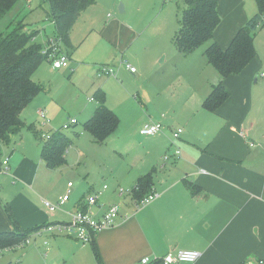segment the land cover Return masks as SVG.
<instances>
[{"label":"crops","instance_id":"crops-1","mask_svg":"<svg viewBox=\"0 0 264 264\" xmlns=\"http://www.w3.org/2000/svg\"><path fill=\"white\" fill-rule=\"evenodd\" d=\"M28 2L17 3L13 18L21 7L29 5ZM217 12L220 21L212 38L221 48H226L237 30L257 12V5L254 0H217ZM103 29L106 42L115 47L116 19L109 21ZM255 34L256 56L238 74L222 78L208 63L204 52H190L183 55H189L187 66L177 70L176 74L177 78L186 80L185 84L172 88L173 92L181 94L179 104L172 105V95L164 92L166 86L159 84L154 101L139 97L148 111L140 119L134 115L130 117L125 107L116 105V115L121 123L123 116H128L122 126L123 133L132 130L134 123L140 136L143 135L139 129L146 122L159 121L162 129L147 138L149 145L135 168L107 179L108 187L92 206V211L98 214L100 204H120L116 223L94 236L98 264H139L144 256L153 264L168 251L177 250H196L200 255L193 263L174 264H264V75H261L264 72V27ZM50 39L53 38L47 37L46 41ZM118 41L126 43L122 39ZM45 61L36 69L33 79L38 82L41 74L48 73L50 77L43 92H53V96H57L61 89L53 88V83L63 74L75 72L71 58L67 67L58 69ZM80 63L76 61L75 67H80ZM163 79L165 76L155 82ZM218 83H222L228 96L216 111H210L202 106V102ZM125 97V104L120 105L126 106V101L135 103L137 98L133 95L132 100L128 94ZM150 104L154 106H148ZM177 127H182L183 131L173 144L172 130ZM176 148L180 149L179 157L174 154ZM38 151L39 148L33 149V157ZM28 152L29 147L19 143L5 157L8 158V172H0V232L63 222L58 221L57 214L68 213L63 206L70 200L74 188L64 204L54 212L48 211L43 200L51 201L45 190L51 169L41 159L36 162ZM164 155H168L167 159H163ZM147 173L152 178L150 190L158 195L137 208V200L131 197L130 191L137 178ZM99 182H93L73 201L75 210L86 195L100 190L103 184L99 187ZM75 185L73 183V187ZM120 186L125 193L118 192ZM7 208L15 224L10 220ZM49 234L40 232L33 236ZM44 245L47 251L46 240ZM64 245L78 244L69 236H56L52 241L54 252L56 249L60 253L59 246ZM80 248L89 250H86L84 260L79 257L77 263L91 264L90 257L95 256L92 247L90 249L86 244ZM57 257V264H66L68 258L73 260L75 252Z\"/></svg>","mask_w":264,"mask_h":264},{"label":"rangeland","instance_id":"rangeland-1","mask_svg":"<svg viewBox=\"0 0 264 264\" xmlns=\"http://www.w3.org/2000/svg\"><path fill=\"white\" fill-rule=\"evenodd\" d=\"M18 2L23 4L25 0ZM28 4L21 7L14 18L12 13L17 4L0 18V35L8 32L20 20L25 25L22 29L38 30L35 40L43 46L47 37H56L55 27L53 29L54 25L49 16V5L41 0H29ZM184 7L183 0H94L71 28L70 38L74 49L70 58L75 72L63 74L53 83V88L61 89L59 95L53 96V92H43L50 77L48 73L41 74V80L35 81L41 86V90L25 106L21 115L25 126L12 136L8 145L1 148L0 161L9 155L17 144L23 143L29 147L30 157L38 162L45 133L60 130L66 134L69 146L65 152V163L48 171V185L45 187L48 192L47 199L53 202L60 194L62 196V192H66L67 181L76 184L70 200L63 206L68 213H58V221L71 220L69 212L75 211L73 201L93 182L100 181L97 185L99 187L104 183L108 185L107 179L111 175L130 172L135 168L145 154L144 149L149 145L147 138L150 136H140L136 123L129 132H122V126L128 116H123L117 131L114 130L102 143H97L90 136L83 124L99 104L94 95L98 87H101L105 94L103 103L107 108L116 114V105L125 107V110L130 112V117L134 115L137 119L148 112L139 97L148 102L154 101L159 84L166 86L164 92L172 95V105L180 103V92H173L172 88L185 84L186 80L177 78L176 74L177 70L187 66L189 55L178 53L174 35ZM114 19L116 46L112 47L106 42L103 27ZM262 27L264 22L257 28L256 33ZM120 39L126 43H119ZM208 43L204 42L191 52H205ZM60 46L66 50L63 44ZM121 59L129 61L136 68V73L132 74L124 67L117 69ZM76 61L81 62L80 67H75ZM97 61H100V64H96L99 63ZM45 62L49 63L48 60ZM103 64L116 65V76L98 74V66ZM162 73L168 74L161 75ZM161 76H165V79L156 83L155 80ZM127 94L132 100L133 95L137 97L134 99L135 103L126 101V106L120 105L119 103L125 104ZM92 97L94 99L90 100ZM123 97L126 99L123 100ZM152 104L148 106L153 107ZM40 110L46 112L47 123L41 119ZM69 118H75L77 123L62 129V125ZM32 125L36 133L31 130ZM34 148H39L35 157L32 155ZM29 236L23 246L18 244L6 247L0 252V264H57L58 254L68 256L74 252L75 257L73 260L68 258L66 264H79L78 258L84 260L86 250H89L80 246L87 244L91 249L89 243L84 244L69 236L78 245L59 246L58 253L56 249L54 252L52 241L56 236H68L66 233L35 237L31 233ZM45 240L47 246L49 245L47 251ZM90 259L91 264H98L94 255Z\"/></svg>","mask_w":264,"mask_h":264},{"label":"trees","instance_id":"trees-1","mask_svg":"<svg viewBox=\"0 0 264 264\" xmlns=\"http://www.w3.org/2000/svg\"><path fill=\"white\" fill-rule=\"evenodd\" d=\"M19 0H0V18L6 15ZM49 5V16L54 22L56 40L66 47V54L74 49L70 41V31L80 14L94 0H42ZM257 12L241 26L226 48H221L213 40V32L220 21L217 12V0H183L185 7L178 21V29L174 35V43L182 55L193 51L204 42H209L205 49V57L222 78L238 74L255 58L254 36L263 23L264 0H254ZM21 25H18V24ZM22 21L5 34L0 35V151L11 142L12 136L25 126L20 113L25 106L41 90V86L33 79V74L39 65L47 60L42 54V45L35 41L38 30H27ZM70 59V58H69ZM99 104L91 116L84 122V129L97 142L102 143L117 129V115L103 103L105 94L102 89L95 91ZM228 96V91L222 83L212 87L204 98L202 106L210 111H216ZM94 99V97H92ZM31 130L36 133L34 126ZM49 138L43 140L40 149V159L48 169H56L65 163V152L69 146V138L63 131H47ZM152 178L149 173L137 178L131 189V197L140 200L151 192ZM7 213L15 224L12 213ZM41 226L31 229H19L15 232H0V250L18 244L24 245L28 236ZM98 261L94 238L89 243ZM98 263H100L98 261ZM152 264V263H150ZM153 264H161L155 261Z\"/></svg>","mask_w":264,"mask_h":264},{"label":"built area","instance_id":"built-area-1","mask_svg":"<svg viewBox=\"0 0 264 264\" xmlns=\"http://www.w3.org/2000/svg\"><path fill=\"white\" fill-rule=\"evenodd\" d=\"M60 41L56 39H50L48 42L42 46V54L46 56V59L50 62L53 68H63L69 65V57L66 52L60 46ZM123 66L130 73H135L136 68L130 64L129 61L121 59L117 69ZM98 74L106 76H116V65L103 64L99 65ZM264 75V72L261 73ZM93 100V98H90ZM41 119L44 123L48 122L44 111L39 112ZM77 120L75 118H69L66 123L62 125V129H67L71 124H75ZM162 129V123L159 121L146 122L140 129L139 133L145 136H151L159 133ZM183 128L177 127L172 130L171 142L174 144V141L179 138L182 133ZM50 134L45 133L44 137L49 138ZM245 138V136H243ZM250 145H254L253 142H249ZM176 157L180 156V149L176 148L174 151ZM168 155H164L163 159H167ZM201 172H206L200 170ZM0 172H8V158H3L0 161ZM107 184H103L99 191L88 194L80 202L79 207L70 214L71 220L69 222H57V223H47L46 225L41 226L34 233L39 234L40 232H47L51 234L66 233L68 236L74 237L82 243H90L94 238L95 234L102 229L113 226L118 217L120 216V204L119 203H109V204H100L99 213L92 211V206L97 203L98 195L107 188ZM73 188V183L69 181L67 183V190L65 194L60 196L57 202L52 203L48 200H43L45 207L50 212L57 210L62 204H64L70 195L71 189ZM118 192L123 194L126 190L122 187H118ZM157 192L151 191L146 196L136 201V207H142L157 197ZM28 240V239H27ZM26 240V241H27ZM1 252V250H0ZM200 253L196 250H177V251H168L162 257L158 258L161 264H174V263H193ZM150 259L147 256L140 258L139 264H150Z\"/></svg>","mask_w":264,"mask_h":264}]
</instances>
